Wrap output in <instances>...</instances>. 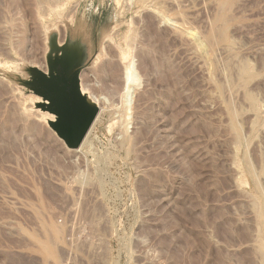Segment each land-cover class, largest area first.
<instances>
[{"label":"rangeland","instance_id":"1","mask_svg":"<svg viewBox=\"0 0 264 264\" xmlns=\"http://www.w3.org/2000/svg\"><path fill=\"white\" fill-rule=\"evenodd\" d=\"M66 22L100 108L78 150L4 76ZM0 264H264V0H0Z\"/></svg>","mask_w":264,"mask_h":264},{"label":"water","instance_id":"2","mask_svg":"<svg viewBox=\"0 0 264 264\" xmlns=\"http://www.w3.org/2000/svg\"><path fill=\"white\" fill-rule=\"evenodd\" d=\"M64 42L57 31L48 34L47 70L25 66L24 76L4 74L21 87L25 94L41 99L34 103L35 110L54 116L47 120L49 128L68 150H78L93 124L100 108L83 92L81 76L95 61L85 33L66 22Z\"/></svg>","mask_w":264,"mask_h":264},{"label":"bare ground","instance_id":"3","mask_svg":"<svg viewBox=\"0 0 264 264\" xmlns=\"http://www.w3.org/2000/svg\"><path fill=\"white\" fill-rule=\"evenodd\" d=\"M224 2V1H223ZM224 5V4H223ZM54 28V27H53ZM52 28V29H53ZM46 29V28H45ZM55 29V28H54ZM50 30V29H49ZM48 36V35H47ZM46 36V37H47ZM48 39V38H47ZM46 39V40H47ZM48 47V46H47ZM120 57V61H122V64L125 65L124 66V71H123V88H122V100H125V103L127 110L126 112L128 111H131V107H132V103H133V99H134V94H135V91L136 89H138V87L140 86V79L138 77V75L136 74V70H135V60L134 59H131V54L128 52H122L120 53L119 55ZM10 66V65H9ZM11 67V66H10ZM83 89V92L89 96V98L95 103L97 104L92 98H94L93 96H91L89 93H88V90L86 91V89ZM23 97V96H22ZM32 97L34 103H39L41 102V99L38 98V97H33V96H30ZM96 100V99H95ZM28 101V100H27ZM26 101V102H27ZM31 102V101H30ZM28 103V102H27ZM30 104V103H29ZM98 105V104H97ZM30 109V108H29ZM125 109V108H124ZM125 112V111H124ZM125 114V113H124ZM128 114V113H127ZM126 114V115H127ZM130 114V112H129ZM131 115V114H130ZM128 116V115H127ZM41 119H45L46 121L47 120H50V121H53L54 120V116L52 115H49L47 113H43V115H40ZM130 118V117H129ZM263 215V214H262Z\"/></svg>","mask_w":264,"mask_h":264}]
</instances>
